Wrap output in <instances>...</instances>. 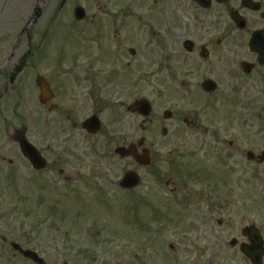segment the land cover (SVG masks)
Returning <instances> with one entry per match:
<instances>
[{
  "label": "flooded vegetation",
  "instance_id": "flooded-vegetation-1",
  "mask_svg": "<svg viewBox=\"0 0 264 264\" xmlns=\"http://www.w3.org/2000/svg\"><path fill=\"white\" fill-rule=\"evenodd\" d=\"M10 3L0 0V104L12 99L19 107L24 104L17 115V127L11 131L15 134L16 129H24L25 138L43 159L42 165L34 167L18 143L0 138V182L7 189L12 182L14 186L18 183L16 196H22L21 186H29V192L37 193L40 183L43 189L38 192L50 197L49 204L55 200L50 205L54 208L62 204V199L91 188L93 173L84 174L83 170L89 172L90 168L82 169L85 161L79 157L85 150L83 141L86 143L89 137H99L104 146L100 159L111 162L117 172L103 176L102 184H109L119 196L133 197L136 190L149 188L150 183L159 192L162 188L168 189L166 194L176 192L178 185L173 177L162 179L155 174L156 166L164 155L179 156L177 150L166 146L186 134L194 138V155L204 164L219 159L213 153L198 156L199 140L204 141L201 148L209 141L219 153L226 143L227 151L222 150L221 157L253 165L255 179L264 181V0H34L29 15L18 13L17 5L6 15ZM38 54L42 60L48 58L46 65L38 62ZM22 62V70L9 83L11 71ZM39 71L46 84L43 98L37 85ZM225 75L228 116L238 125L229 126L226 132L220 123L218 127H206L199 119L204 110L214 108L217 113L213 101L201 108L193 105L198 103V97L215 98V93L202 92L201 85L210 80L221 86ZM160 84L171 87V97L179 96L182 103L190 104L188 110L178 105L166 109L171 115L182 110L173 118V132L165 123L171 119H160L148 98L150 86ZM137 88L140 89L135 92ZM135 98L148 101L147 109L151 111L147 116L133 110ZM245 117L255 119V127H249L254 131L249 141L254 143L246 152L244 128L239 121ZM89 119L99 125L96 134L83 128ZM134 119L142 134L151 129L166 131L163 137L168 141L148 142L150 161L146 167L136 166L130 157L118 158L114 154L116 148L133 143ZM222 119L225 124V110ZM168 131L176 137L170 140ZM236 142L242 145L235 146ZM65 155L74 156L77 167ZM134 167L148 175H141L134 189L121 188V179ZM175 178L181 180V176ZM5 224L0 215L1 264L27 261L19 250L35 252L46 264H66L73 257L62 235V239H34ZM47 229L55 232L50 226ZM79 252L84 258L85 251ZM222 260L225 264V257ZM182 261L189 264L186 255L143 251L128 255L120 264H183Z\"/></svg>",
  "mask_w": 264,
  "mask_h": 264
},
{
  "label": "rangeland",
  "instance_id": "rangeland-1",
  "mask_svg": "<svg viewBox=\"0 0 264 264\" xmlns=\"http://www.w3.org/2000/svg\"><path fill=\"white\" fill-rule=\"evenodd\" d=\"M5 2H11L6 8V15L9 14L14 5H17L18 13L23 14L29 10L30 3L33 0H5ZM66 46L70 47L67 44ZM47 60L48 58L46 60L40 59L38 54V62L41 61L43 63L42 65H46ZM225 84H227V75H225V83L219 86L217 92V96L220 95L217 98L218 105L215 104L218 115H215L213 110H204L203 115L199 118L206 127H218V123L224 122L222 120V112L224 110L225 123H227L228 110L225 106L226 104L223 105L227 90ZM169 88L171 89L167 84L154 85L149 88L148 98L153 102L159 117H161L162 110H171L173 106H185L182 110H188L190 108L187 107L190 104L182 103L179 96L175 98L171 97L168 92ZM138 89L140 88L135 89V92ZM196 100L198 103L193 104L195 108L202 107L200 105L201 101H210L208 99L204 100L201 97H198ZM3 106L5 110V124L3 127L0 126V138H2L3 142H7L13 135L11 129L17 127V115L20 111H23L24 104L22 107H19L17 100L12 99V101H5L4 104L1 103L0 110L3 109ZM182 110L176 113H180ZM176 115L179 116V114H175L173 118ZM138 124V120L134 119L133 141L141 137L146 138L147 142H152L155 139L156 143L168 141L161 138L158 131L156 132L152 129L142 134L139 131ZM166 124L168 125V129L169 125H171L170 128L173 132V119ZM248 125H253L252 119L247 122L246 127ZM38 127H41V125L38 124ZM4 130H6L7 136L5 138H3ZM172 132L168 131L167 133L170 140L174 136L176 137ZM249 133L252 134V131ZM251 134H245V138L252 137L253 135ZM182 139H185L182 141V147L180 150H177L180 157L169 156L164 157L160 161L158 160L155 174L162 176V179L173 177L172 180L178 185L176 190L178 200H181V197L188 199L187 202L191 206L188 211L174 204L176 209L171 207L170 204L173 203L172 199L175 198L174 193L168 197L165 195L168 189L162 188L159 192L158 188H153L152 183L149 184V188L142 187L139 189L136 196L129 198L126 196L117 197L114 194L116 192L114 188L109 187V184L107 187L105 184H102L103 176H112L114 173L117 174V172L112 169L111 162H105V160L100 159L101 148L104 149V146L99 142V137L94 139L89 137L86 138L88 143L83 141L85 150L80 152L79 157L85 161L82 169L90 168L89 172L83 170L84 174L93 173L91 183L94 185L85 190L84 193L79 192L75 196L62 199V206H65L62 214L55 212L54 209L52 211L49 210L48 207L55 200L49 204L51 201L50 197L45 193L40 194L38 192L43 189L39 183L37 190L35 189L37 193L29 192V190H32L29 186H21V197L16 196L15 193L0 186V190L4 191L0 194V215L5 218L6 227L18 229L16 232L20 233V235L24 233L31 234L34 239L61 238L62 235V238L67 240L66 244L69 245V254L73 255V257L66 260V264H120L122 259L127 258L128 255L136 254V250L133 251L130 249L133 248L130 243L134 244L135 240L144 237L148 238L151 234L153 237V230L156 227L159 228L163 223L166 226L161 227V230L158 231L160 239L165 240L166 245L167 243H172L176 246V254H185L187 259L192 261L193 264H220L212 262L222 257H225V264H248L236 248L230 250L224 246V239L229 240L231 236L238 235L241 227L252 223L261 229L264 236L263 183L252 180L250 177L253 174L252 167L247 170L244 166L234 165L233 161L226 162L225 160V193H223L224 188L215 182V177H224V168L220 167V172L216 174L215 164H212V162L204 164L202 159L194 155L192 144L195 143L194 138L186 134L182 136ZM199 142L204 143L202 140H199L197 143ZM205 142L208 144L205 148L200 147L201 143L197 146L198 156L205 153H213L222 163L221 151L219 153L214 147L211 148L209 141ZM246 142L249 141L246 140ZM170 146L174 148L175 145L170 144ZM170 146L168 144L166 148L171 149ZM65 156V158L70 160L71 164L75 165L73 167H77V161L74 156ZM227 163H232V165L228 166ZM97 170L99 171L95 173ZM138 173L144 175V177L148 175V172H144L143 170H140ZM176 176H181V180L175 178ZM214 182V190L207 194L212 195L210 200H205L203 203L199 199L197 192L210 190ZM12 183L14 185V182ZM29 184L35 188L32 182H29ZM17 186L18 183H16L14 188L15 192L18 190ZM219 186L220 192L218 190ZM140 196H148L149 198L147 201L143 200L142 211L133 215L131 211L135 210L134 208L136 207H131L133 203L128 207V204L125 202L129 203L128 199L137 200ZM71 197L74 198L71 199ZM214 197L220 203L219 207L221 211L211 215L212 222H209L206 213L208 210L206 208L209 204H215L216 200ZM224 200L225 206L222 205ZM217 221H221L222 225L217 226ZM52 223L57 225H49ZM20 225L23 226L20 227ZM142 225L147 226L149 233H144L143 235L136 234L138 231H142ZM48 226L55 232L49 229L45 230V227L48 228ZM118 230L123 233L119 235ZM227 233H230V235L226 237ZM91 236L92 238H90ZM177 239L179 243H177ZM189 239L192 241H189ZM208 241L210 242L207 244ZM81 249L85 251L84 258L80 257L79 251ZM159 250L162 253V248H159ZM120 251L121 253H119ZM18 263L30 264L23 260L16 262L6 261L4 264Z\"/></svg>",
  "mask_w": 264,
  "mask_h": 264
},
{
  "label": "water",
  "instance_id": "water-1",
  "mask_svg": "<svg viewBox=\"0 0 264 264\" xmlns=\"http://www.w3.org/2000/svg\"><path fill=\"white\" fill-rule=\"evenodd\" d=\"M254 238L258 239L257 236H255ZM250 248L258 249L259 246L247 247L248 250L244 249V248H241V251L251 259L253 264H260V260H261V256L263 254V251L258 249V250H255L252 253V252L249 251V250H251ZM29 256L33 257L34 255L30 253Z\"/></svg>",
  "mask_w": 264,
  "mask_h": 264
}]
</instances>
